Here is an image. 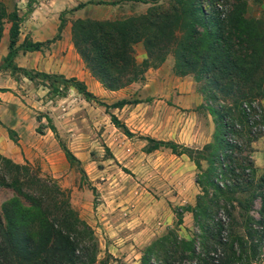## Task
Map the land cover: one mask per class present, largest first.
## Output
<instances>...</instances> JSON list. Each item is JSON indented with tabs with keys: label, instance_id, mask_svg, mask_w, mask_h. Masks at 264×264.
<instances>
[{
	"label": "trees",
	"instance_id": "16d2710c",
	"mask_svg": "<svg viewBox=\"0 0 264 264\" xmlns=\"http://www.w3.org/2000/svg\"><path fill=\"white\" fill-rule=\"evenodd\" d=\"M132 1L150 4L144 12L121 18L72 20L73 45L91 73L103 87L116 89L140 78L147 58L159 62L169 53L175 73H190L204 96L215 101L207 107L214 130L200 147L142 136L145 151L166 146L175 154L184 153L197 168L194 182L199 192L192 204L173 210L176 226L183 211L191 213L192 235L183 237L168 227L144 245L139 264H256L264 248V151L262 172L255 175L252 160L236 150L243 140L249 143L264 131V10L247 16L244 1L231 0L220 16L213 0H208L207 9L202 0ZM6 14L10 25L1 67L41 79L55 90L73 86L84 99L102 104L109 120L131 135L109 108L138 99L103 102L75 76L17 65L18 49H39L44 42L24 38L17 44L19 15L14 8ZM4 15L0 3V32ZM62 23L60 12L58 27ZM138 41L146 51L141 62L133 54ZM62 147L66 156L74 158ZM201 161L206 163L204 168ZM0 187L12 191L0 202V264H106L105 256L97 257L93 230L51 176L0 153Z\"/></svg>",
	"mask_w": 264,
	"mask_h": 264
},
{
	"label": "rangeland",
	"instance_id": "374dc122",
	"mask_svg": "<svg viewBox=\"0 0 264 264\" xmlns=\"http://www.w3.org/2000/svg\"><path fill=\"white\" fill-rule=\"evenodd\" d=\"M243 1L247 16L261 15L264 10V0ZM202 2L207 9L208 0ZM213 2L223 16L231 0ZM15 3L16 0L14 9ZM121 3L118 6L94 3L96 6L88 10L103 17L136 14L131 5ZM37 4L38 0H23L24 11H31ZM73 9L72 6L64 12ZM21 19L19 15L18 26ZM63 24L64 20L61 27ZM61 27L57 25L56 33L47 38L50 40H38L44 42L39 49H18L15 56L19 50L21 53L14 62L33 71L78 79L86 71V80H80L103 102L138 99L109 108L132 133L128 135L122 127L115 126L102 104L84 99L73 86L55 90L41 79H28L19 72H10L21 85L16 88L11 107L4 100V109L8 112L11 108L15 113L14 120H19L28 143L24 151L16 132L8 130L10 144L22 158L16 161L7 157L19 163L28 162L39 174L51 176L58 183L71 206L93 230L98 258L105 256L106 264H139L144 245L168 227H174L180 236L192 235L195 227L191 213L183 211L182 222L176 226L173 210L177 205L192 204L199 192L194 182L197 168L184 153L175 154L166 146L145 151L146 139L142 136L200 147L211 139L214 130L207 107L214 106L215 101L204 96L190 73H175L169 53L159 62L153 57L147 58L141 77L121 86L119 91L102 93V84L73 45L71 24L68 40L59 39ZM24 38L35 41L17 35L16 43ZM140 52L133 50L138 62L146 55L144 49V57L139 59ZM261 103L264 113V97ZM263 135L264 131L249 143L243 140L241 148L236 150L237 154L252 160L255 175L263 169ZM62 146L74 158L66 156ZM201 164L204 168L206 163L201 161ZM11 194V190L0 187V202ZM257 207L258 200L251 211L253 214ZM261 251V259L256 264H264V248Z\"/></svg>",
	"mask_w": 264,
	"mask_h": 264
},
{
	"label": "crops",
	"instance_id": "0c3cea01",
	"mask_svg": "<svg viewBox=\"0 0 264 264\" xmlns=\"http://www.w3.org/2000/svg\"><path fill=\"white\" fill-rule=\"evenodd\" d=\"M13 1L14 0H0V3L3 5V9L5 15L2 18V28L0 32V64L2 63V59L7 51V41H8V28L10 25V20L7 18V14L9 11L13 9ZM26 1V0H25ZM85 1V0H81ZM80 1V2H81ZM95 0L92 2H87L83 6L75 8L70 11H65L64 9H68L72 6H75L77 0H38V4L31 11H24L23 0H16L15 3V11L18 15H21V21L18 26V36L20 38L28 37L33 40H45L47 38H51L57 31V25L59 22V14L61 12L62 18L64 20V24L59 30V39L68 40L70 39V24L71 19L76 17L83 16H94L99 18H116V17H103L102 15L89 11V7L96 6ZM121 4L131 5L136 10L137 13L144 12L147 6L150 4L148 2H139L132 0H122ZM120 2L115 3L113 5L118 6ZM102 4V3H100ZM118 4V5H117ZM71 49V44L68 45ZM142 50L140 52V58L144 57L143 47L141 42H135L133 44V50ZM20 50L17 53L20 54ZM17 55L15 56V60L17 61ZM3 68L0 66V153L12 159L18 161L22 158L19 152H17L16 148L10 144V138L8 135V130L13 129L18 135V141L22 145L21 148L25 150L26 140H24V132L21 128L19 120H14L12 111L9 109L8 112L4 109V100L6 101L8 107H11L12 101L15 99V91L18 86H20V82H18L11 74L9 69ZM80 79L86 80L87 72L85 71ZM125 87V86H124ZM122 87L117 89H106L101 86V92L106 93V91L115 92L119 91ZM198 99V98H197ZM264 136V135H263ZM25 141V142H24ZM34 146V145H33ZM26 149L28 147L26 146Z\"/></svg>",
	"mask_w": 264,
	"mask_h": 264
},
{
	"label": "built area",
	"instance_id": "2783aa9c",
	"mask_svg": "<svg viewBox=\"0 0 264 264\" xmlns=\"http://www.w3.org/2000/svg\"><path fill=\"white\" fill-rule=\"evenodd\" d=\"M216 3V5H217V7L218 8H220L221 7V4L217 1V2H215Z\"/></svg>",
	"mask_w": 264,
	"mask_h": 264
}]
</instances>
